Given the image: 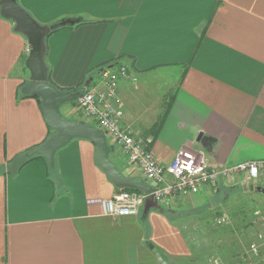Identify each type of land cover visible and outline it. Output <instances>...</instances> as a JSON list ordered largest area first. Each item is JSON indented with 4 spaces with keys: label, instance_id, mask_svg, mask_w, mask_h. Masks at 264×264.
Segmentation results:
<instances>
[{
    "label": "crops",
    "instance_id": "crops-1",
    "mask_svg": "<svg viewBox=\"0 0 264 264\" xmlns=\"http://www.w3.org/2000/svg\"><path fill=\"white\" fill-rule=\"evenodd\" d=\"M16 1L42 25L82 20L45 37L48 82L57 89L80 95L75 86L87 89L101 67H131L118 82L122 126L159 163L169 164L183 146L203 150L210 165L264 159V0ZM27 53L26 37L0 14V264H160L150 244L167 264H205L184 225L194 231L202 210L219 201L215 195L227 200L240 189L246 196L238 205L264 207L250 182L221 181L175 196L164 209L104 215L101 200L118 190L144 192L118 188L88 138L58 148L52 167L42 155L9 170L55 132L40 98L20 92L28 82ZM169 68L178 70L176 82L148 94L142 76ZM60 112L93 125L83 122L76 100ZM105 138L116 169L152 190L156 183ZM252 184L264 187V174Z\"/></svg>",
    "mask_w": 264,
    "mask_h": 264
},
{
    "label": "built area",
    "instance_id": "built-area-1",
    "mask_svg": "<svg viewBox=\"0 0 264 264\" xmlns=\"http://www.w3.org/2000/svg\"><path fill=\"white\" fill-rule=\"evenodd\" d=\"M128 75L126 65L103 66L98 79L76 99L83 122L92 123L119 148L129 165L138 169L141 176L156 183L149 193L121 189L100 202L102 213L111 217L136 215L145 200L151 197L161 206L175 196H191L202 188L221 181L229 185L241 182L256 183L264 174V159L248 160L232 165H210L200 148L183 146L169 164L159 163L153 152L136 138L129 128L122 126L123 102L118 93V82ZM147 142H150L148 140ZM167 174L169 178H165ZM258 229L249 243V254L243 264H255L264 255V213L254 212ZM217 225L230 223L228 213L216 215ZM264 260V258H263Z\"/></svg>",
    "mask_w": 264,
    "mask_h": 264
},
{
    "label": "water",
    "instance_id": "water-1",
    "mask_svg": "<svg viewBox=\"0 0 264 264\" xmlns=\"http://www.w3.org/2000/svg\"><path fill=\"white\" fill-rule=\"evenodd\" d=\"M0 14L13 21L16 31L22 33L27 40L28 53L24 61V66L29 72L28 82L20 89L22 94L36 95L41 100V106L47 123L54 129L41 145L33 150V153L43 155L49 166H53L55 151L65 145L72 138H88L97 146L96 158L99 165L105 169L112 181L118 188L141 189L144 193L152 190L147 188L143 181L122 175L108 159L109 147L106 142L105 133L99 128L82 123L80 121L69 120L62 116L60 107L66 102L77 99L79 92L62 91L48 82V69L45 63L46 44L45 37L54 27L52 25H42L38 23L16 0H0ZM75 20H62L58 24H73ZM87 88V87H86ZM86 90V89H85ZM201 135L198 136V140ZM249 190H256L264 196V187L248 185ZM155 207L160 208V204L148 197L143 205V211ZM149 248L154 253L160 264H167L160 252L153 245Z\"/></svg>",
    "mask_w": 264,
    "mask_h": 264
},
{
    "label": "rangeland",
    "instance_id": "rangeland-1",
    "mask_svg": "<svg viewBox=\"0 0 264 264\" xmlns=\"http://www.w3.org/2000/svg\"><path fill=\"white\" fill-rule=\"evenodd\" d=\"M155 75V76H154ZM154 75H143L144 86L148 94L162 93L161 85H171L176 82L178 70L169 68L167 70L154 71ZM73 107L71 106V109ZM77 111L75 110L74 113ZM70 117V116H69ZM254 198L258 197L264 200V196L257 195V192L251 193ZM219 201L214 204L208 203L207 209L202 210L201 224L193 226V230L184 225L186 234L189 235V242L194 253L203 254L205 264H243L249 254V243L254 238L258 225L254 224V212L261 210L264 213V207L249 208L251 201L241 202V198L246 194L240 189L235 190L234 194L229 195L227 200L219 198L222 194L215 195ZM242 203V202H241ZM211 204V205H209ZM228 213L230 223L227 225H217L214 221L216 215ZM200 213V211L198 212ZM207 235L210 239H205ZM264 255L252 259L255 264H264Z\"/></svg>",
    "mask_w": 264,
    "mask_h": 264
},
{
    "label": "trees",
    "instance_id": "trees-1",
    "mask_svg": "<svg viewBox=\"0 0 264 264\" xmlns=\"http://www.w3.org/2000/svg\"><path fill=\"white\" fill-rule=\"evenodd\" d=\"M62 21V20H61ZM60 22V21H59ZM59 22H56L54 24H52V26H54L49 33H52L53 31H56L62 27H66V26H73L75 24H80L82 22V20L79 18L78 20H75V22L73 24H66V25H59L58 23ZM129 70L131 69L128 68ZM75 89H81L82 92H84L85 90L82 88V86L80 85H77L75 86ZM26 95V94H24ZM23 95V96H24ZM33 150L34 148H29L26 152V154L28 155L26 158H22V157H17L13 162H11L10 165H13V167H11L9 170L13 171L14 169H18L19 167H21L23 164H25L26 162H28L29 160L35 158V157H40L42 156L41 154H36V153H33ZM24 156V155H23ZM160 209H164V206H161Z\"/></svg>",
    "mask_w": 264,
    "mask_h": 264
}]
</instances>
